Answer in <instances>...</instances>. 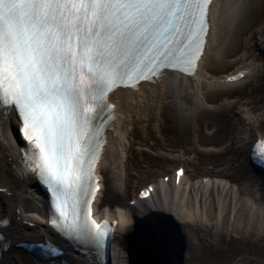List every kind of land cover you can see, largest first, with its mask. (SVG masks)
<instances>
[{
    "label": "bare ground",
    "instance_id": "bare-ground-1",
    "mask_svg": "<svg viewBox=\"0 0 264 264\" xmlns=\"http://www.w3.org/2000/svg\"><path fill=\"white\" fill-rule=\"evenodd\" d=\"M209 16L204 58L192 77L165 72L109 96L114 116L106 124L107 146L97 166L103 187L93 206L96 219L119 223L104 264H157L158 257L167 264H219L238 245L244 252L230 264H264L250 250L264 247V172L248 157L256 132L264 133V0H214ZM240 68L251 73L224 82L227 72ZM6 111L0 116V186L8 194L0 192V220L8 221L11 244L0 264H46L14 245L44 237L72 264H103L77 254L49 227L47 197L21 151L18 119L13 109ZM173 165L185 166L178 184ZM161 171L167 182L158 179ZM145 179L154 185L147 200L138 190L133 194Z\"/></svg>",
    "mask_w": 264,
    "mask_h": 264
},
{
    "label": "snow or ice",
    "instance_id": "snow-or-ice-1",
    "mask_svg": "<svg viewBox=\"0 0 264 264\" xmlns=\"http://www.w3.org/2000/svg\"><path fill=\"white\" fill-rule=\"evenodd\" d=\"M210 3L0 0V116L13 106L20 114L25 137L40 149V175L57 198L66 200L73 184L83 190L77 161L91 146L81 148L82 132L111 85L162 65L194 69ZM259 155L264 160V151ZM65 224L77 235L105 236L104 223L69 224L65 217Z\"/></svg>",
    "mask_w": 264,
    "mask_h": 264
},
{
    "label": "rangeland",
    "instance_id": "rangeland-1",
    "mask_svg": "<svg viewBox=\"0 0 264 264\" xmlns=\"http://www.w3.org/2000/svg\"><path fill=\"white\" fill-rule=\"evenodd\" d=\"M174 166L175 165H173V166H171V168H174ZM164 173V171L162 172H159V177H158V179L159 180H161V178H162V174ZM197 180H198V178H197ZM148 183H151L150 182V179H145L143 182H141L138 186H137V189H135V191L133 190V194L135 195V192H136V190H138V188H142V187H144L146 184H148ZM103 187V186H102ZM103 193V192H102ZM102 209V211L103 210H105L106 209V207H102L101 208ZM100 209V210H101ZM122 210V209H121ZM154 245H156V248L157 249H162V247H161V245H160V243L158 242V243H156V244H154ZM112 246H113V244H112ZM170 249H172L175 253H179V251L178 250H176V248H174L173 246H171L170 247ZM250 250H252L251 252H252V255H254L255 257H258V256H260V258L261 259H263L264 258V247H252V249H250ZM167 254L166 255H168V257L170 258V259H172V260H174L175 262H177L178 263V260H176L175 259V256L173 255V253L171 252V251H168L167 250ZM244 252V250H243V246L242 245H238L237 247H236V249H235V251L233 252V254H232V257H231V259H229V260H224L223 262H220L219 264H230L231 263V260H232V258H236V257H238L239 255H241L242 253ZM18 253V251H16V252H13L12 254H17ZM26 253V252H25ZM110 255H111V251L109 252V255H108V261L110 260ZM33 257V256H32ZM161 257V256H160ZM157 260V264H167V263H165V262H160L161 260H163L162 258H157L156 259ZM7 263V262H6ZM5 263V264H6ZM46 264H57L55 261H48V262H46ZM134 264H137V262H134ZM138 264H140V260H139V262H138Z\"/></svg>",
    "mask_w": 264,
    "mask_h": 264
}]
</instances>
